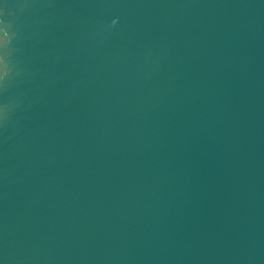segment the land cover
Segmentation results:
<instances>
[{"label":"water","instance_id":"1","mask_svg":"<svg viewBox=\"0 0 264 264\" xmlns=\"http://www.w3.org/2000/svg\"><path fill=\"white\" fill-rule=\"evenodd\" d=\"M0 264H264V0H0Z\"/></svg>","mask_w":264,"mask_h":264}]
</instances>
